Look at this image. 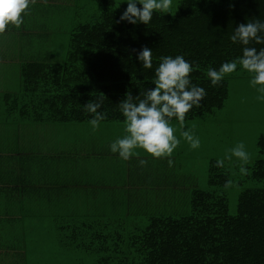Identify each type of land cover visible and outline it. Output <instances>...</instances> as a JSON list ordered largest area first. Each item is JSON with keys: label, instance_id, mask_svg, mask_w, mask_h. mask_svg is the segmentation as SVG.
<instances>
[{"label": "trees", "instance_id": "16d2710c", "mask_svg": "<svg viewBox=\"0 0 264 264\" xmlns=\"http://www.w3.org/2000/svg\"><path fill=\"white\" fill-rule=\"evenodd\" d=\"M92 1L102 10L93 21L82 23L86 16H93ZM65 3L69 22L74 21L71 30L67 25L66 56L56 63H23L20 91L5 102L7 113L30 123H88L91 117L81 106L103 94L108 119L102 123L124 124L116 106L125 93L130 90L137 96L154 87V69H142L136 59L144 47L153 50L154 68L160 56L168 55H183L199 66L192 80L205 88L207 97L203 107L194 109L186 121L212 115L228 98L229 78L213 87L206 78L207 68L218 70L221 64L240 56L241 48L230 41L232 31L249 19H264L261 0H181L172 15L156 14L148 26L118 23L121 15L114 8V0ZM176 122L174 119L172 124ZM257 148L259 159L251 166L250 178L261 181L264 134ZM167 159L171 160L168 168L176 162L175 156ZM214 164L210 162L208 172L211 189L196 187L182 199L189 205L186 214H165L178 207L151 212L143 228L134 232L125 229L123 234L114 235L116 239L88 235L83 229L78 242L62 243V249L85 255L93 264H264V189L242 191L236 215L230 216L225 194L215 190L225 188L230 178L224 168L217 169Z\"/></svg>", "mask_w": 264, "mask_h": 264}, {"label": "crops", "instance_id": "0c3cea01", "mask_svg": "<svg viewBox=\"0 0 264 264\" xmlns=\"http://www.w3.org/2000/svg\"><path fill=\"white\" fill-rule=\"evenodd\" d=\"M67 8L65 0H34L21 27L0 36V264H93L61 244L78 242L83 229L114 239L134 232L196 188L187 177L169 179L167 158L111 153L124 124L93 131L89 123L34 124L7 113L23 63L61 62L55 44L68 36Z\"/></svg>", "mask_w": 264, "mask_h": 264}, {"label": "clouds", "instance_id": "9594fccd", "mask_svg": "<svg viewBox=\"0 0 264 264\" xmlns=\"http://www.w3.org/2000/svg\"><path fill=\"white\" fill-rule=\"evenodd\" d=\"M33 2L34 0H0V36L12 28L21 27ZM123 3L127 4V8L118 23L148 26L156 14L172 15L174 0H123ZM261 3H264V0H261ZM230 41L241 48L242 54L221 64L218 70L209 66L206 78L216 87L240 69L250 75V86L258 93L256 99L264 102V19L252 18L238 25L232 31ZM136 59L142 69H154L151 79V85L154 87L145 88L137 96H133L129 90L116 106L124 118L125 134L110 144L111 153L125 161L139 155L137 149L144 150L155 159L170 158L180 146L181 138L192 150L199 149V136L185 124L189 114L194 109L202 108V102L207 97L205 88L192 80V73L197 71L199 66H194L183 55H168L160 56L159 64L154 68L153 50L148 47L140 50ZM105 99V96L100 94L81 106L91 117L88 123L93 131L99 130L101 123L108 119L104 109ZM174 119L180 125L181 138L174 134ZM251 159L245 143L239 142L228 149L223 158L217 159L214 167L223 169L236 163L240 174L246 175ZM140 163L144 164L146 161L141 160ZM234 186L230 179L224 184L225 189Z\"/></svg>", "mask_w": 264, "mask_h": 264}, {"label": "rangeland", "instance_id": "374dc122", "mask_svg": "<svg viewBox=\"0 0 264 264\" xmlns=\"http://www.w3.org/2000/svg\"><path fill=\"white\" fill-rule=\"evenodd\" d=\"M179 1L181 0H174L172 13ZM114 2L115 10L122 15L127 8V4L123 3V0H114ZM91 3L92 14L90 15L93 16H86L81 20L82 23L93 21L102 10L99 4L93 1ZM73 22V20L69 23L68 21H64L61 26L67 28L68 25L69 30H71L74 25ZM67 45L68 36L64 37L61 34L55 47L57 50L63 49L60 52L62 58L66 56ZM242 73L245 72L239 69L238 73L236 72L228 76L229 93L222 109L215 111L212 115L201 116L185 122L186 127L192 128L195 134L199 136L201 140V147L199 149L192 150L183 141L178 122L172 124L175 129L174 134L178 138H181V144L173 153L176 162L167 171L170 174L169 179L171 181L187 177L194 182L198 189L209 190L211 189L208 185L210 162L223 158L225 152L237 143H245L246 149L252 157L247 174L241 175L236 163L226 166L224 170L228 172L229 178L235 186L231 189H215L218 193L225 194L228 214L230 216L236 215L237 198L242 191L247 189H264V180L255 181L250 178L251 166L259 159L257 141L264 134V102L256 99L258 93L250 86V75L247 73L245 76ZM142 154V157H145V152H142ZM175 196L178 197L179 195ZM176 207H178L176 211H169V213L165 214L178 217L186 214L189 210V205L187 202L184 203V200L179 204L176 203V206L171 209Z\"/></svg>", "mask_w": 264, "mask_h": 264}]
</instances>
